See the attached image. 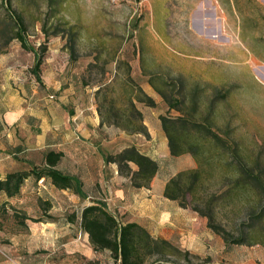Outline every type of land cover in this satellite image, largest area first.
<instances>
[{"label":"rangeland","instance_id":"rangeland-1","mask_svg":"<svg viewBox=\"0 0 264 264\" xmlns=\"http://www.w3.org/2000/svg\"><path fill=\"white\" fill-rule=\"evenodd\" d=\"M18 17L28 47L15 36ZM37 55L41 81L31 69ZM16 93L22 102L57 106L71 124L80 110L91 107L100 124L145 138L147 127L145 135L122 126L140 122L136 109L143 122V110L152 107L147 95L163 105L164 96L181 99L178 109L165 113L206 118L233 140L241 161L264 180V0H0L5 107ZM185 130L194 133L195 128L188 123ZM7 138L0 133V145ZM220 146L210 149L221 152ZM12 157L13 166L6 161L5 168L30 163V158ZM200 159L207 170L197 189L203 199L188 196L182 207L191 215L180 226L165 223L150 231L178 247L159 258L180 264H239L247 257L258 262L264 255V244L256 242L264 240V216H256L260 206L264 209L263 189L250 182L227 192L224 159ZM197 164L194 158L186 169ZM72 193L53 188L52 201L38 200L41 212L31 217L40 219L33 220L30 201L24 209L0 192V264H119L109 249L92 248ZM194 204L210 208L230 238L244 232V241L225 242L191 208ZM58 218L59 226L69 222L73 232L56 236L43 229L42 222Z\"/></svg>","mask_w":264,"mask_h":264},{"label":"crops","instance_id":"crops-1","mask_svg":"<svg viewBox=\"0 0 264 264\" xmlns=\"http://www.w3.org/2000/svg\"><path fill=\"white\" fill-rule=\"evenodd\" d=\"M10 98L9 106L6 107L0 98V133L8 137L0 145V172L42 165L45 152L53 149L62 152L57 167L75 178L71 187L59 188L47 177L41 182L33 175L26 177L19 192L14 196H6V199L24 209L30 201V217L40 214L37 203L40 198L52 201L53 188L62 192L75 191L72 194L79 201V207H75L79 213L84 205L100 202L120 221H136L149 228V231L165 223L180 226L191 215L177 200L163 194L165 184L171 176L194 164V158L188 152L178 155L170 153L159 118L167 110L163 104L156 103L150 110H143V123L148 129L149 137L134 133L133 138L134 134L100 124L98 114L91 107L89 111L80 110L79 117L72 116V119H78L71 124L66 113L61 112L55 105L42 104L38 107L33 102H22L18 93ZM131 145L157 162L156 172L147 186L132 185L129 175L121 173L116 162L105 158L106 154H115ZM14 153L22 156L23 161L25 157L30 158V163L5 168L6 161L13 166ZM177 157L183 160H178ZM129 165L132 169L137 168L133 162H129ZM192 218L195 221L196 217ZM60 219L42 222L43 229H51L56 236H67L69 232H73V228H69L72 225L69 222L59 226L62 223ZM198 220L204 223L201 217ZM86 235L88 237L87 233ZM257 261L247 257L238 263L264 264V255L262 258L258 257Z\"/></svg>","mask_w":264,"mask_h":264},{"label":"trees","instance_id":"trees-1","mask_svg":"<svg viewBox=\"0 0 264 264\" xmlns=\"http://www.w3.org/2000/svg\"><path fill=\"white\" fill-rule=\"evenodd\" d=\"M16 22L18 29L15 32V36L23 46L28 47L23 36L24 26L20 17L17 18ZM31 69L37 79L41 81L38 74L39 55L36 56V61ZM164 100L166 102L163 103L167 110L177 108L182 102L181 99H172L165 96ZM146 104L155 106L156 102L147 95ZM193 105L195 108L196 104ZM135 113L139 116L140 122L136 126L129 127L126 125L122 126V128L128 131L143 132L148 135L146 126L142 122L141 112L136 109ZM159 118L167 137L170 153L178 155L188 152L198 162L197 166L180 170L171 176L165 184L164 196L177 200L180 206L188 205V196L194 200H202L203 197L197 195V189L201 187L207 170L201 166L200 158H202L204 163H209L218 155L221 159H224L225 163L224 179L226 180L227 192L245 188L250 182H258L264 193V180L255 173L251 166L241 161L233 140L228 136L222 137L213 129L212 124L206 118L196 121L191 120L184 114L171 116L166 113L160 114ZM129 121L127 120L128 123ZM188 123H191L195 128L194 133H189L185 130ZM218 143L221 145L222 151H212L210 149L211 145L217 146ZM61 155V151L49 149L43 155L42 165H32L26 169L9 170L5 173L0 172V192L6 196L16 195L24 179L30 175L36 178L47 177L59 188L71 187L75 178L57 167V162ZM105 158L116 162L118 170L125 175H129L134 186L149 185L157 169V162L134 145L125 147L115 154H106ZM129 162L136 164L137 168L132 169ZM191 208L200 215L205 216L207 226L220 233L225 242L244 241V232H240L238 237L230 238L229 232L214 221L210 208L203 210L197 204H194ZM263 213V206H260L256 216L258 218L262 217L264 216ZM29 218L33 220L40 219V217ZM79 224L88 234L92 248L94 250L109 249L112 258L119 264H180L159 258V256H163L167 252V249L178 250V247L170 240L154 237L145 226L136 221H120L112 212L106 209L103 203L94 202L84 205L80 211ZM256 242L264 244L263 239H258ZM208 259L210 258L208 257ZM90 264H97V262L90 261Z\"/></svg>","mask_w":264,"mask_h":264},{"label":"built area","instance_id":"built-area-1","mask_svg":"<svg viewBox=\"0 0 264 264\" xmlns=\"http://www.w3.org/2000/svg\"><path fill=\"white\" fill-rule=\"evenodd\" d=\"M44 179V177L38 178V182H41Z\"/></svg>","mask_w":264,"mask_h":264}]
</instances>
